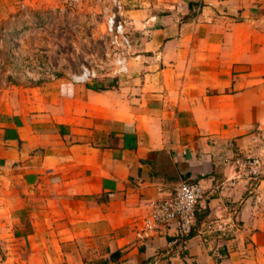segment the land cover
<instances>
[{
  "label": "crops",
  "instance_id": "1",
  "mask_svg": "<svg viewBox=\"0 0 264 264\" xmlns=\"http://www.w3.org/2000/svg\"><path fill=\"white\" fill-rule=\"evenodd\" d=\"M123 2L125 72L0 86V264H264V0Z\"/></svg>",
  "mask_w": 264,
  "mask_h": 264
},
{
  "label": "rangeland",
  "instance_id": "2",
  "mask_svg": "<svg viewBox=\"0 0 264 264\" xmlns=\"http://www.w3.org/2000/svg\"><path fill=\"white\" fill-rule=\"evenodd\" d=\"M113 5V0H1L0 86L75 78L86 68L97 79L117 76L119 52L106 34ZM255 156L249 157L260 168Z\"/></svg>",
  "mask_w": 264,
  "mask_h": 264
},
{
  "label": "built area",
  "instance_id": "3",
  "mask_svg": "<svg viewBox=\"0 0 264 264\" xmlns=\"http://www.w3.org/2000/svg\"><path fill=\"white\" fill-rule=\"evenodd\" d=\"M115 10L106 21V34L114 50L119 52L117 57L118 73L126 71L125 55L130 50V42L126 31L125 9L123 0H113ZM93 69H84L82 74L73 78L77 82L97 79ZM55 79V77H51ZM258 162L250 157L241 161L239 168L248 177L259 174ZM205 190L199 183L182 182L169 198L151 205V213L145 222L148 230L156 231L163 227L175 226L178 239L188 237L195 226L197 206L204 200ZM220 228V227H219Z\"/></svg>",
  "mask_w": 264,
  "mask_h": 264
}]
</instances>
